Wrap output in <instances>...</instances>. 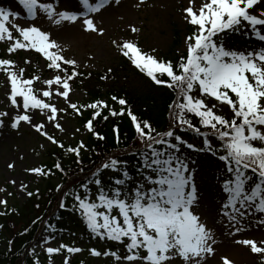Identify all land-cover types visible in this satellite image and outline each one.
Masks as SVG:
<instances>
[{"label": "snow or ice", "instance_id": "snow-or-ice-1", "mask_svg": "<svg viewBox=\"0 0 264 264\" xmlns=\"http://www.w3.org/2000/svg\"><path fill=\"white\" fill-rule=\"evenodd\" d=\"M18 2L29 19L36 18L39 12L54 25L79 22L84 31L103 34L95 23V14L107 10L113 3L118 5L120 0H78L82 10L60 11L51 0ZM194 4L195 0H190V5ZM185 13V19L194 26V31L187 37L186 56H182L176 65L142 52L130 41L122 44L113 41L154 84L172 89L175 99L169 105L172 123L163 132L127 110L142 145L131 153L138 160L135 169L138 178H133L129 172L128 161L110 156L97 167L89 183L80 185L83 193L64 192L65 197L72 199L71 210L80 214L94 236L115 241L126 249L120 256L116 252L93 248L90 249L92 256L111 255L118 264L121 261L126 264H173L176 258L183 264H204L207 257L213 255L214 235L195 212L198 197L194 175L189 170L183 149L210 153L222 162L221 189L225 200L221 211L230 222H238L246 215L264 213V45L259 50H233V45L227 42L235 39L232 34L249 29V34L257 41L264 42V0H202L198 9L189 6ZM12 16L15 14L0 8V41L9 42L7 53L35 51L57 74L43 80L46 87L37 90L34 83L40 80L39 76L25 78V69L17 70L15 61L0 59V72L6 75L10 85L8 99L18 109L11 128L17 129L22 122L29 124L52 144L64 149L65 145L45 130V123L33 124L29 114L39 110L49 123L63 131L58 115L66 110L50 102L56 96L62 97L77 114H81V107L92 109V119L84 126L98 139H105L95 132L93 121L101 116L102 109L109 107L108 104L96 101L78 106L70 101L69 82L79 75L76 61L65 58L50 33L35 25L11 23L14 34L7 26ZM132 31L137 29L132 28ZM30 62L25 60V63ZM64 66H69L71 71ZM60 72L64 75L58 74ZM112 99L121 106L127 104L123 98L113 96ZM225 106L230 109L231 118L220 114ZM124 113V108L119 112L109 109V114L114 117ZM5 116H8L7 112H0V118ZM103 118L108 119L107 116ZM183 131H191L200 137L201 146L177 134ZM114 132L119 143V130L114 128ZM85 148L81 142L78 146L68 147L66 152L77 158V164H82L81 152ZM54 166L63 171L61 163ZM11 167L13 165L9 164ZM30 171L44 174L41 168ZM105 173L114 177L110 187L104 184ZM90 184L95 185L94 197ZM62 187L58 186L57 190ZM27 194L33 195L32 192ZM0 205L6 206L7 201L0 200ZM59 207H66L64 200ZM236 243L250 246L253 254H264V247L254 240L243 239ZM61 250L68 253L81 251L64 244L45 249L49 256ZM222 259L223 264H231L227 258ZM64 264H69L67 257Z\"/></svg>", "mask_w": 264, "mask_h": 264}, {"label": "rangeland", "instance_id": "rangeland-1", "mask_svg": "<svg viewBox=\"0 0 264 264\" xmlns=\"http://www.w3.org/2000/svg\"><path fill=\"white\" fill-rule=\"evenodd\" d=\"M161 1L120 0L118 5L113 3L107 10L95 14V23L99 29L103 30V34L84 31L82 23L79 22H65L62 26L54 25L39 12H37L36 18L29 19L27 12L18 1L0 0V8L15 14L9 18L7 25L14 34L15 30L11 29V23L20 26L35 25L50 33L51 39L60 45L62 55L76 61L77 71L85 73L117 71L120 82H123H119L117 87L130 83L134 88L143 91L140 88L141 85L134 82L125 73V68L118 66L122 63L121 58L124 55L113 41L119 44L130 41L136 44L142 52L161 60L163 56L171 52L176 56L185 55L187 37L194 31V26L185 19V9L189 6L198 9L202 3V0H199V3L195 0V4L190 5V0H173L172 5H167ZM42 2H47V0H42ZM51 2L57 6L58 11L82 10L78 0H51ZM132 28H136L137 31L133 32ZM232 35L235 39L227 42L233 45V50H249L245 46L247 39L245 30ZM8 46L7 40L0 41V59L7 58L15 61L17 70L25 69V78L39 76L40 80L34 83L37 90L46 87L42 83L43 80L57 74L55 71H50L47 61L39 53L31 50H18L9 55L7 53ZM25 60L31 62L25 63ZM128 61L130 65L134 66L130 59ZM58 74L64 75L62 72ZM109 77H107L106 83L113 85L115 79L109 81ZM124 78L129 81H124ZM95 79V76H90V83ZM71 81H74V78ZM9 90L10 85L7 83V77L3 72H0V112L8 113V116L0 118L3 121L0 123V189H4V191H0V200H6V206L16 202L22 204L28 198L27 193L39 187L42 175L30 170L43 169L42 164L48 158L47 153L54 151V148L64 150L68 147L78 146L81 142L85 145L88 135V130L80 121L79 114L68 107V103L62 97L56 96H53L50 102L58 108L66 110L58 115V122L62 125L63 131L55 128L54 123H49L39 110L29 114L33 117V124L45 123V130L65 145L64 149L52 144L29 124L22 122L17 129H12L11 121L16 116L18 109L14 108L8 99ZM102 92H105L104 88ZM69 98L72 103L78 106L89 104L87 92L77 89L75 86H71ZM106 98L104 97V99ZM77 129L79 131H76ZM182 151L187 158L189 170L194 175L198 197L195 212L199 214L201 222L212 230L215 239L214 253L207 257L204 264H223L222 258H227L231 264H264V254H253L250 251V246L236 243L237 240L251 239L256 241L259 246L264 247V244L261 243L264 241V223H261L264 220V213L246 215L238 222H230L228 217L222 215L221 211L222 203L225 200V194L221 189L222 162L210 153L192 152L188 149ZM110 156H114V154ZM9 164L13 167L9 168ZM134 178L138 177L135 175ZM6 206L0 205V208ZM237 228L240 230L237 231ZM46 238L48 239L47 243H45ZM60 244L63 243L43 235L35 244L34 250L47 254L46 247H59ZM65 245L78 247L81 251L68 253L66 250H61L56 253L55 258L47 259L44 264H64L65 257L68 258L69 264H72L74 260H77L78 264H118L115 259L104 255L92 256L90 249L85 248L86 246L80 242L66 243ZM119 264H126V262L121 261ZM173 264H183V262L176 258Z\"/></svg>", "mask_w": 264, "mask_h": 264}, {"label": "trees", "instance_id": "trees-1", "mask_svg": "<svg viewBox=\"0 0 264 264\" xmlns=\"http://www.w3.org/2000/svg\"><path fill=\"white\" fill-rule=\"evenodd\" d=\"M170 54L164 57V60L171 61L176 65L180 58ZM118 66L125 68V73L134 82L140 84L143 91L134 88L130 83L117 87L116 85L121 81L117 71L109 70L102 73L77 71L79 75L71 83L76 88L87 92L92 103L101 101L104 97L115 96L125 99L127 104L121 106L118 101L108 99L109 107L102 109L101 116L93 121L95 132L105 139L100 140L91 132L88 134L85 144L86 151L82 150L81 152L82 164H77L75 162L77 158L68 154L66 149L54 148V151L47 153L48 158L42 164L44 174L39 187L31 191L33 195L29 196L23 204L16 202L7 208H0V213H3L0 214V264H34V262L44 264L47 256L42 257L34 250L35 243L42 234H48L64 242L75 239H87L88 242H91L85 229L86 224L78 212L71 210L72 199L65 197L64 192L72 190L82 193L83 189L80 185L89 183L97 167L111 154L128 161L127 167L131 173L130 166L138 162L137 157L131 153L142 145L128 118L127 110L136 114L139 120L150 122L158 132H163L169 127L172 120V110L169 105L175 99L174 91L162 85L150 84L147 77L139 70L131 69L126 60H123ZM92 75L96 79L91 80L90 83L89 79ZM108 76H110L109 81L115 79L113 85L106 83ZM124 79L126 82L129 81V79ZM98 83L100 85H97ZM103 88L105 92H102ZM121 108L125 109L124 115L114 117L109 114V109L119 112ZM92 112V109L85 111L81 108L80 121L85 124L89 119H92ZM220 114L226 115L228 118H231L232 115L226 106ZM104 116H107L108 119L105 120ZM114 128L119 130V143H117V134L114 132ZM177 134H180L188 142L202 143L201 138L191 131L178 132ZM213 143L216 142L213 140ZM57 162L61 163L63 171L55 168L54 165ZM81 167L84 168L83 172L80 171ZM107 178L105 173L104 184L110 187L111 178L108 180ZM58 184L63 186L59 191L57 190ZM92 192L94 193L93 189ZM61 200H64L66 204L63 209L59 207ZM97 243L104 245L107 242L104 239H98ZM106 246L113 248L109 244ZM118 253L121 254V251L119 250Z\"/></svg>", "mask_w": 264, "mask_h": 264}, {"label": "bare ground", "instance_id": "bare-ground-1", "mask_svg": "<svg viewBox=\"0 0 264 264\" xmlns=\"http://www.w3.org/2000/svg\"><path fill=\"white\" fill-rule=\"evenodd\" d=\"M172 1L173 0H162L161 2H165V3H167V5H172L173 4ZM176 1H178V0H176ZM196 2L199 3L200 1L197 0ZM249 33H250V29L245 31V34H247L245 46L248 47L249 50H252L253 48L259 50L260 47L262 45H264V42L257 41L255 36L251 35ZM9 93H10V90L8 91V95H9Z\"/></svg>", "mask_w": 264, "mask_h": 264}]
</instances>
